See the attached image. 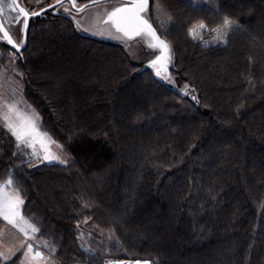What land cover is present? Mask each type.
Instances as JSON below:
<instances>
[{"label": "trees", "instance_id": "16d2710c", "mask_svg": "<svg viewBox=\"0 0 264 264\" xmlns=\"http://www.w3.org/2000/svg\"><path fill=\"white\" fill-rule=\"evenodd\" d=\"M151 14L191 93L68 18L31 20L14 69L68 160L35 163L0 122V183L54 264H264V0H151ZM224 17L239 25L227 43Z\"/></svg>", "mask_w": 264, "mask_h": 264}, {"label": "snow or ice", "instance_id": "6c2138e0", "mask_svg": "<svg viewBox=\"0 0 264 264\" xmlns=\"http://www.w3.org/2000/svg\"><path fill=\"white\" fill-rule=\"evenodd\" d=\"M96 2V0H92ZM64 0H56V4L63 7ZM71 8L75 9L77 13L83 12L90 5L85 4L77 6L76 0H69ZM149 0H130V3L117 7L107 14V19L115 27L116 31L123 33L125 36L132 38L135 36L146 35L151 39V43L148 47L152 49H159L160 54L151 61V66L157 68L156 75L160 76L161 71L167 73L166 64L171 60V47L170 45L157 34L156 29L149 23L148 19L144 17V13L147 11ZM50 8H55V5H49ZM5 9L9 12H16L15 16H11L5 13ZM18 9V11H17ZM42 11H29L24 7H20L17 4V0H11L6 3L5 0H0V42H5L12 48L19 49L22 46L21 43H17L13 38L9 29L13 27L12 21L21 24V33L26 32L28 29V19L42 14ZM65 12L69 11V8H64ZM23 18V19H22ZM7 23V27L5 24ZM238 23L228 17L223 18V23L217 28H213L215 32L216 41L221 43H227V35L234 29H238ZM208 25L203 21L193 25L189 29V34L193 39H202L200 33L203 30H207ZM163 78L169 79V76L165 75ZM187 88V85L185 86ZM195 99V97H193ZM6 109L0 114V121H2L3 127L7 128L12 136L16 139V147L23 152L30 149L31 155L39 161H47L49 163L56 161L61 164L67 163L65 159H62L63 146L54 141L47 132H43L39 125V115L34 109L31 110V114L23 113L15 104H4ZM30 108V106H29ZM52 145L60 149L61 154H57L52 151ZM24 200L22 194L15 181L12 178L6 179L3 183H0V218L6 221L8 224L16 227L20 232L24 234L27 240H34L35 233L40 230L29 219H26L22 214V206ZM24 225V226H21ZM29 230L33 233L29 236ZM27 240L20 245L22 249L23 260L21 264H47L49 256H45L44 253L38 250V247L34 249L32 243H28ZM43 247L48 248V243L43 242ZM12 253V250H8ZM54 252V249H49V253ZM14 255V253H12ZM0 259L5 261L9 259L8 255L0 252Z\"/></svg>", "mask_w": 264, "mask_h": 264}, {"label": "rangeland", "instance_id": "374dc122", "mask_svg": "<svg viewBox=\"0 0 264 264\" xmlns=\"http://www.w3.org/2000/svg\"><path fill=\"white\" fill-rule=\"evenodd\" d=\"M35 1L36 0H19L20 4L24 8L28 9L29 11H30V8L25 6V2L33 4L32 5L33 8H39L44 4V3L34 4ZM5 2L9 3L11 2V0H5ZM122 5H124V2L105 1L97 5L91 6L80 13H77V12L75 13L72 11L70 13H73V17H67V18L72 21V23L74 24V26L79 32L84 34L87 31L94 29V27H92L94 25H91V22L92 24H96V22L102 19L105 20V17H107V14L112 9L114 10L115 8L121 7ZM62 9L64 11V8ZM59 11L61 10L56 9L53 12L54 15H58V17H61L62 15L60 13L62 12L59 13ZM5 13L11 16L16 15V12H9L8 9H5ZM150 16L152 18L151 3H150ZM99 17H100V20H99ZM11 23L13 24V27H11L9 31L11 32L13 38L16 40L17 43H21V40L23 42L24 33H21V24H18L15 21H12ZM5 26L6 27L8 26L7 23L5 24ZM0 36H2V33H0ZM90 37L100 39L95 36H90ZM119 39L121 38H117V40ZM100 40H103V39H100ZM124 46L129 50V53L132 55V57L139 61L145 62L155 54L154 52L147 49L146 46L142 43V41L138 38ZM15 53H16V50L12 48L10 45L6 44L5 42H0V114L6 111V109L3 107L4 104H15L21 112L31 114V110L34 108L26 101L24 94H23V90H22V84L19 81V78L16 76V70L14 69L13 57L15 56L14 55ZM186 85H187V88H185ZM179 87L183 89L182 91H184L185 93H191L192 91V86L188 82H184ZM35 112L38 113L36 110ZM40 121H41V118L39 116V125H40ZM40 129L41 131L46 132L45 130L42 129L41 126H40ZM51 138L54 141H56L57 144L61 145L52 136ZM52 151L56 152L57 154H61L60 149L56 148L55 145H52ZM61 156H62V159H65L66 161L68 160V155L64 151L61 154ZM37 161L39 160L36 159L35 163ZM42 162H45V161H42ZM24 217L26 219H29L32 223L35 224V222L31 218L25 215ZM0 221L2 222V228L0 230V252H3L5 255L11 256L12 253H16L20 251L22 255L23 250L20 249V245L21 243L25 242L27 238L16 227H14L11 224H8L2 218H0ZM21 226H24V225H21ZM32 235L33 233L29 230V236H32ZM36 241H37V233H35L34 240H27L28 243L33 244L34 249L38 247V250L42 251L45 256H49V259L47 260V264H54L55 259L52 253L50 255L49 248H44L42 243L36 242ZM9 249L12 250V253H9L8 251ZM22 260H23V256H22ZM118 261L125 262V261H138V260H118ZM140 261L145 262L147 264H152V262L149 260H140ZM114 262H117V260H108L105 264H113ZM41 264H44V262H41Z\"/></svg>", "mask_w": 264, "mask_h": 264}, {"label": "water", "instance_id": "95a60500", "mask_svg": "<svg viewBox=\"0 0 264 264\" xmlns=\"http://www.w3.org/2000/svg\"><path fill=\"white\" fill-rule=\"evenodd\" d=\"M128 3H130V0H127V2H124V5H126ZM150 3L151 2L149 0L148 9L143 15L146 19H148L149 23H151L152 26L156 29V32L161 37V39L165 40L171 47V60L169 62H167V64H166L167 73H164L163 71H161V75L157 76L156 75L157 68L151 66V61L154 60L156 58V56L160 54V50L159 49H152V48L148 47V45L152 41L146 35L135 36V37L129 38V37L125 36L123 33L116 31L115 27L112 25V23L110 21L108 23H105L104 21L107 19V17H105V20H103V19L100 20V17H99L100 21L96 22V24H92V22H91V25H94V26H92V27H94V29L87 31L84 34H86L87 36H95L97 38L103 39L104 41H111V42L119 43L122 45H126V44L130 43L131 41H133L137 38L140 39L142 41V43L146 46L147 49H149L150 51L155 53L151 58H149L147 61L144 62L141 70L150 69L159 81H161L167 85H171L173 88L177 89L181 93L186 94L184 91H182L183 89H181L179 87L177 79H176V75L172 71V69L175 67V62H176V54H175V49H174L173 43L167 37L163 36L159 32L157 27L155 26V24H154V22L150 16ZM17 4L20 7H23L20 4L19 0H17ZM124 5H122V6H124ZM41 10H44V9H41ZM41 10H37V11H41ZM31 18L32 17H30L28 19V25L29 26H30ZM0 19H2V17H0ZM28 33H29V27L26 30V32H24V38H23L22 46L18 50L14 48L17 52L22 53L23 50L27 47L28 35H29ZM114 38H116V39H114ZM117 38H121V39L117 40ZM165 75L169 76V79L163 78ZM117 262H119V264L122 263L118 260H117ZM125 262H137V261H125ZM138 262H141V261L138 260Z\"/></svg>", "mask_w": 264, "mask_h": 264}, {"label": "flooded vegetation", "instance_id": "af4514ba", "mask_svg": "<svg viewBox=\"0 0 264 264\" xmlns=\"http://www.w3.org/2000/svg\"><path fill=\"white\" fill-rule=\"evenodd\" d=\"M105 1L127 2V0H96V2H92V0H76V4L78 7L85 5V4H88V5H90L89 7H91V6L97 5V4H99L101 2H105ZM37 3H44V4L39 8H33V6H32L33 4L25 2V6L30 8V12L44 9L42 14L38 15V17L53 18L55 16H58V15H54V13H53L56 9H60L61 11H59V13L62 12L60 14L62 15V17H65V18L73 17V13H70L72 11L76 13V10L71 8V5L69 4V0H64L63 7L59 4H56V0H36L34 4H37ZM49 5H55V8L54 9L50 8ZM62 8H69V11L65 12V11H63ZM61 15H59V16H61ZM32 19H34V17H32L31 20ZM31 20H30V22H31Z\"/></svg>", "mask_w": 264, "mask_h": 264}, {"label": "bare ground", "instance_id": "6f19581e", "mask_svg": "<svg viewBox=\"0 0 264 264\" xmlns=\"http://www.w3.org/2000/svg\"><path fill=\"white\" fill-rule=\"evenodd\" d=\"M113 264H119V262H114ZM121 264H147L145 262H122Z\"/></svg>", "mask_w": 264, "mask_h": 264}, {"label": "built area", "instance_id": "2783aa9c", "mask_svg": "<svg viewBox=\"0 0 264 264\" xmlns=\"http://www.w3.org/2000/svg\"><path fill=\"white\" fill-rule=\"evenodd\" d=\"M38 162H42V161H38Z\"/></svg>", "mask_w": 264, "mask_h": 264}]
</instances>
